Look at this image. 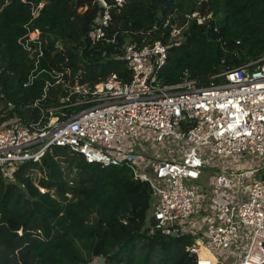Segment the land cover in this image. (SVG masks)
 I'll return each mask as SVG.
<instances>
[{
	"label": "trees",
	"instance_id": "trees-1",
	"mask_svg": "<svg viewBox=\"0 0 264 264\" xmlns=\"http://www.w3.org/2000/svg\"><path fill=\"white\" fill-rule=\"evenodd\" d=\"M5 1L0 123L20 117L30 125L45 110L66 106L57 113L63 120L61 113L89 106H73L83 98L75 85L92 90L110 75L129 83L123 60L129 44L167 46L157 76L162 85L195 80L209 87L222 81L213 77L225 70L264 57V0H125L122 8H111L105 39L96 43L89 36L101 11L96 0ZM39 3L31 21L30 4ZM27 28L40 32L43 52L28 85L33 59L18 44ZM56 73L62 74L58 83ZM152 203L148 183L134 179L125 165L102 168L65 147H51L9 175L0 170V264H91L97 257L105 264H195L186 247L196 237L155 229Z\"/></svg>",
	"mask_w": 264,
	"mask_h": 264
},
{
	"label": "built area",
	"instance_id": "built-area-1",
	"mask_svg": "<svg viewBox=\"0 0 264 264\" xmlns=\"http://www.w3.org/2000/svg\"><path fill=\"white\" fill-rule=\"evenodd\" d=\"M96 1L101 11L89 34L92 43L105 39L111 8L125 3L113 0L107 6ZM42 6L30 4L31 21ZM18 44L33 59L28 85L38 75L43 56L40 32L27 28ZM123 60L131 72L129 83L110 75L92 90L74 86V92L82 90L83 99L89 97L73 105H89L80 112L61 113L64 119L59 120L62 106L45 110L30 125L20 117L1 122L0 170L9 175L23 162L38 161L51 147H65L102 168L123 164L152 190L154 228L196 237L186 247L195 264H224L221 258L231 264H264V61L253 70L252 63L227 69L213 77L222 80L219 84L198 87L195 80L171 85L158 81L167 60V46L160 41L142 48L125 46ZM56 74L58 83L62 74ZM148 142L159 148L172 145L162 149L169 157L139 155L135 147L146 150ZM240 157L259 166L225 172L220 162ZM204 166L234 182L221 188L215 184L211 194L204 187L194 188ZM219 194L223 200L216 202ZM199 198L213 206L199 209ZM202 251L206 255L201 256Z\"/></svg>",
	"mask_w": 264,
	"mask_h": 264
},
{
	"label": "rangeland",
	"instance_id": "rangeland-1",
	"mask_svg": "<svg viewBox=\"0 0 264 264\" xmlns=\"http://www.w3.org/2000/svg\"><path fill=\"white\" fill-rule=\"evenodd\" d=\"M173 38L175 41H179L180 40V31H173ZM264 61V57H261L255 61H252V62H249V63H252L253 65L254 64H258L260 62ZM81 93H82V90L80 89ZM77 92V91H76ZM89 99V97L87 98H79L77 100L76 103H82L83 101H87ZM82 105V104H81ZM147 149L144 150V149H141L139 147H135V150L139 152V155H142L143 153L146 152V154H150L152 156H156V157H163L165 156L166 158H168L169 156H167L166 152L163 151L162 149L165 148L170 150V148L172 147V145L166 143L165 144V147L164 148H159L156 144H153L152 142H148L147 143ZM157 159V158H156ZM221 165H224L225 168V172L227 173H238L240 171V168L243 167V166H247L248 167H258V163L254 160V159H249L247 157H240V158H232V159H229L225 162H220ZM226 173H223L222 175H220V173H217V171H215L214 169L212 168H208V167H205L203 169H201V177L199 179V181L195 182L194 183V188H202L204 187V191H208L210 194H211V191L207 190L208 189V186L212 185V187L217 186L218 188H221L222 186L224 187H227L229 185V183H233L234 180L228 178V176H224ZM39 177V175H37V178ZM210 182V185H208ZM200 186V187H199ZM214 190H215V187H214ZM201 191L202 189L198 190V194L200 196L201 194ZM207 192V193H208ZM208 193V195H210ZM209 200V199H208ZM208 200H204L202 198H199L197 200V205H198V208L199 209H207L210 205L213 206V203H210ZM202 209V210H203ZM199 214L197 213L196 216H198ZM221 261L224 262V264H231L232 263V260H229V261H225L224 258H221Z\"/></svg>",
	"mask_w": 264,
	"mask_h": 264
},
{
	"label": "water",
	"instance_id": "water-1",
	"mask_svg": "<svg viewBox=\"0 0 264 264\" xmlns=\"http://www.w3.org/2000/svg\"><path fill=\"white\" fill-rule=\"evenodd\" d=\"M102 2L107 6L113 5V0H102ZM165 228H169V225H167ZM148 231L150 232V229H148ZM91 264H105V260L102 257H97L92 261Z\"/></svg>",
	"mask_w": 264,
	"mask_h": 264
},
{
	"label": "crops",
	"instance_id": "crops-1",
	"mask_svg": "<svg viewBox=\"0 0 264 264\" xmlns=\"http://www.w3.org/2000/svg\"><path fill=\"white\" fill-rule=\"evenodd\" d=\"M208 185H210V182H209V184ZM209 187V186H208ZM211 188H212V185H210V187L208 188V190L209 191H211ZM223 200V198L221 197V195L219 194L218 196H217V198H215V201L217 202H220V201H222Z\"/></svg>",
	"mask_w": 264,
	"mask_h": 264
},
{
	"label": "bare ground",
	"instance_id": "bare-ground-1",
	"mask_svg": "<svg viewBox=\"0 0 264 264\" xmlns=\"http://www.w3.org/2000/svg\"><path fill=\"white\" fill-rule=\"evenodd\" d=\"M206 255V253L204 251L201 252V256H204Z\"/></svg>",
	"mask_w": 264,
	"mask_h": 264
}]
</instances>
